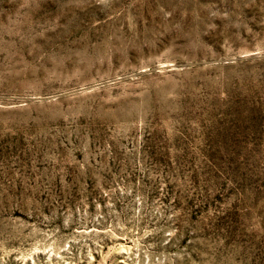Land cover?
Returning <instances> with one entry per match:
<instances>
[{
	"label": "rangeland",
	"instance_id": "1",
	"mask_svg": "<svg viewBox=\"0 0 264 264\" xmlns=\"http://www.w3.org/2000/svg\"><path fill=\"white\" fill-rule=\"evenodd\" d=\"M0 264H264V0H0Z\"/></svg>",
	"mask_w": 264,
	"mask_h": 264
}]
</instances>
